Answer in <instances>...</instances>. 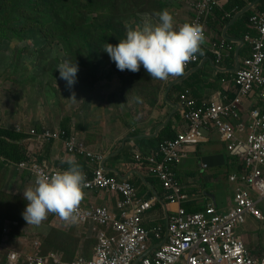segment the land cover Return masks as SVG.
Listing matches in <instances>:
<instances>
[{"label":"built area","instance_id":"obj_1","mask_svg":"<svg viewBox=\"0 0 264 264\" xmlns=\"http://www.w3.org/2000/svg\"><path fill=\"white\" fill-rule=\"evenodd\" d=\"M218 4L219 0H197L192 4L189 22L203 25L206 44L202 46L203 54L187 65L186 73L207 52L212 53L219 66L235 49L234 42L226 37L208 38L207 20ZM235 11L238 7L232 10ZM232 12L225 16L231 19ZM242 40L249 44L250 54L231 75L235 97L227 99L218 91L208 100H199L185 88L178 93L184 127L175 137L161 141L156 151L135 154L136 161L145 164L148 173L160 181L166 200L177 205L176 211L167 215L166 224L146 228L143 217L155 204L154 199H142L133 182L108 174L103 166L104 156L78 140L74 132L61 128L27 131L40 141L61 140L67 152L84 156L93 167L91 175L85 172V192L100 189L120 198L116 203L118 213L108 206L81 204L76 223L87 224L96 239L89 256L62 262L54 254L42 253L41 242L35 239L31 241V251L24 256L25 264H50L51 258L53 264H264V251H250L237 233L248 218L264 222V11L252 13ZM253 99L255 103L244 113L243 104ZM208 129L219 132L241 169L228 177L233 197L226 204V211L216 203H209L200 211H188L184 203L190 197L172 166L187 156V147L206 140ZM14 166L25 172L33 185L36 173L51 175L58 171L40 164L29 152L27 160ZM19 259L20 252L12 250L5 260L6 264H18Z\"/></svg>","mask_w":264,"mask_h":264},{"label":"rangeland","instance_id":"obj_2","mask_svg":"<svg viewBox=\"0 0 264 264\" xmlns=\"http://www.w3.org/2000/svg\"><path fill=\"white\" fill-rule=\"evenodd\" d=\"M87 1L81 36L72 35L65 46L44 41L45 33L33 27L22 38L11 33L0 39V125L27 131L38 125L60 128L67 121L69 131L92 147L111 151L123 132L144 126L161 111L166 82L151 79L143 67L137 73L118 70L102 49L107 43L118 44L129 28L142 26L145 19L158 23L156 13L164 9L174 15L178 27L189 6L187 0H97L101 6L92 11ZM90 24L97 28L92 30ZM19 29L25 30L23 25ZM64 61L78 65L72 89L57 69ZM26 141L32 153L29 146L34 140ZM29 186H34L32 180L21 169L0 168V264H6L12 250L20 252L18 264H25L35 239L41 242L42 253L54 254L62 262L89 256L96 239L87 224H65L55 215L39 227L27 224L23 191ZM227 191L232 199L233 193ZM222 208L226 211L227 205Z\"/></svg>","mask_w":264,"mask_h":264},{"label":"crops","instance_id":"obj_3","mask_svg":"<svg viewBox=\"0 0 264 264\" xmlns=\"http://www.w3.org/2000/svg\"><path fill=\"white\" fill-rule=\"evenodd\" d=\"M196 1H186L189 7L187 8L188 14L183 16V23L189 22L193 16L192 4ZM233 1L219 0L215 13L207 20L209 40L226 37L235 44L234 51L226 56L219 66L215 64L212 53L207 52V55L198 64L193 65L185 76L166 81L161 111H157L155 118L149 120L144 126H134L130 133L123 132L121 134L123 137L116 142L115 148L111 151L105 150L101 146L98 148L92 147L84 138L76 135L78 140L83 141L90 149L104 156L103 166L108 174L133 182L139 197L142 199H154L155 204L143 217V225L148 229L157 224H166L167 215L176 211L177 205L166 200L160 181L148 173L145 164L136 161L135 154H149L156 151L158 147L157 139L168 138L166 137L167 132H165L167 125H170L175 134L184 127L178 93L185 88L190 89L195 98L199 100H208L218 91L227 99L232 100L235 97L236 88L231 80V75L238 64L250 54L249 44L242 40L246 28L243 15L250 9L253 12L261 10L256 7L260 0H255L253 1L255 4L250 8L248 6L253 2L244 8L240 7L238 11L232 12V8L230 11H226L225 9ZM221 12L224 14H221ZM228 12H232L230 13L232 15L231 19L225 16ZM224 20L229 22L226 23ZM254 103L255 99L246 101L242 106L243 112L247 113ZM39 128L41 131L37 130ZM60 128L62 129V127ZM44 129L40 125L35 128L38 132H42ZM205 136L206 140L204 142L197 146L187 147V156L172 166V171L190 197V200L184 203L187 210L192 208L193 211H200L209 203H216L221 207L222 204H227L230 200L227 188L231 192L233 191V185L229 182L228 177L241 169L237 159L228 153L219 132L208 129L205 130ZM31 138L34 141L30 144L29 149L40 164L47 168L63 171L69 167L63 161L68 157H75L76 161L82 166L83 171L89 175L92 174L93 167L89 165L84 156L67 152L63 141L51 140L49 142L37 140L35 137ZM154 138L157 142L156 145L150 143V140ZM155 179L158 182H155ZM85 193L86 196L82 206H108L118 213L116 207L117 200L120 198L118 194H111L100 189L86 191ZM261 208L264 211L263 204ZM237 233L243 238L250 251L255 254L264 251V222L248 218L244 225L237 228Z\"/></svg>","mask_w":264,"mask_h":264},{"label":"clouds","instance_id":"obj_4","mask_svg":"<svg viewBox=\"0 0 264 264\" xmlns=\"http://www.w3.org/2000/svg\"><path fill=\"white\" fill-rule=\"evenodd\" d=\"M158 23L145 19L142 26L129 28L126 38L118 44L107 43L102 49L120 71L137 73L141 67L147 75L158 81L182 77L187 65L203 54L206 42L203 25L185 22L177 27L174 15L167 9L156 13ZM60 78L69 89L77 81L78 65L69 61L59 64ZM71 99H75V94ZM69 167L51 175L36 173L34 186L23 191L27 206L22 215L28 225L39 227L49 215L59 217L65 224H75L79 219L87 187L86 173L75 157L64 161Z\"/></svg>","mask_w":264,"mask_h":264},{"label":"trees","instance_id":"obj_5","mask_svg":"<svg viewBox=\"0 0 264 264\" xmlns=\"http://www.w3.org/2000/svg\"><path fill=\"white\" fill-rule=\"evenodd\" d=\"M84 1V0H83ZM82 0H0V39L8 38V34L22 38L28 28H37L45 33L44 41H53L65 46L71 40L72 35L81 36L80 31L83 26L85 9ZM255 0H234L225 10L230 11L238 7V9L248 6ZM88 7L92 11H97L101 5L97 0H88ZM96 7V8H95ZM256 7L264 11V0H260ZM224 12V11H223ZM221 12V14H224ZM253 11L247 10L243 17L245 18L246 28L244 33L248 31V20ZM96 16V12L93 14ZM227 19V18H226ZM95 21L96 18H93ZM228 23V20H224ZM236 24V23H235ZM15 25H23V29L13 28ZM96 26L90 24L89 27ZM28 29V30H26ZM105 29V28H104ZM107 29V28H106ZM42 39V40H43ZM62 129L69 131L67 121L61 125ZM41 131V129H37ZM168 138L175 137V133L171 130L170 125L165 127ZM32 136L25 130H16L10 127L0 125V168L18 164L28 159L27 141ZM163 138L150 140V143L157 146ZM50 142V141H49ZM48 142V143H49ZM47 143V144H48ZM156 180V179H155ZM155 182H158L157 180ZM135 186V185H134ZM193 211L192 208L188 209Z\"/></svg>","mask_w":264,"mask_h":264},{"label":"water","instance_id":"obj_6","mask_svg":"<svg viewBox=\"0 0 264 264\" xmlns=\"http://www.w3.org/2000/svg\"><path fill=\"white\" fill-rule=\"evenodd\" d=\"M255 3L253 2V3H251L248 7L250 8L251 6H253Z\"/></svg>","mask_w":264,"mask_h":264}]
</instances>
